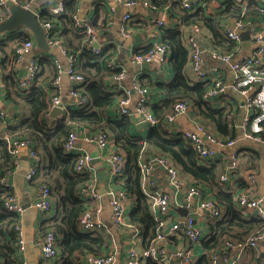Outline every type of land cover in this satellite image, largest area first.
<instances>
[{"label": "trees", "instance_id": "1", "mask_svg": "<svg viewBox=\"0 0 264 264\" xmlns=\"http://www.w3.org/2000/svg\"><path fill=\"white\" fill-rule=\"evenodd\" d=\"M181 1L149 0L154 8L168 4L172 17L176 16L175 25L161 27V43L168 51L167 61L173 68L175 76L169 82L155 84L165 93L166 97L161 105L151 108L157 122L146 127L142 134L134 132L135 126L129 116L116 115L115 118H111L106 115L107 107L115 103L117 95L107 89L105 75L110 78L119 71L107 64L110 55L104 49L97 55L90 51L87 47L88 36L85 33L78 36L79 38L86 36V38L76 48L66 45L63 39L62 42L68 54L84 59L83 66L79 67L77 61L76 66L77 71L87 79L82 89L87 104L82 107H70L61 116H53L50 114V100L47 92L43 88L34 87L25 94L27 113L13 117L14 123L7 127V138H27L32 142V147L38 157L37 172L32 183L40 177L42 180L36 181L35 184L47 185L55 203V215L43 221L39 230L50 229L57 237V259L50 264H82L81 259L84 255H106L111 249L112 235L106 226L93 232H82L78 227L79 215L85 208V201L78 195V189L90 178V173L75 171L77 154L65 153L63 141L71 129L79 127L92 132L107 130L114 140V146L126 155L125 169L115 181L123 188L132 203L127 213V220L140 231L138 249L148 248L152 243L157 242L156 238L162 232V229L157 227L151 199L142 189L140 163L152 157L167 159L172 166L177 168L180 177L185 182L199 185L203 189L217 190L214 197L221 206V216L219 218L205 217L203 225L205 237L200 241V253H197L189 264H211L212 253L219 251L227 239L242 240L263 228L264 223L261 218L251 213H242L237 206L235 194L222 188V184L218 181L217 160L201 159L189 140L180 133L173 134L168 131L170 122L167 120L173 104L178 100H185L190 104L192 115L214 135L215 140L227 142L236 140L240 136V127L237 124L240 109L234 94L225 92L211 100L205 99L204 93L210 81L194 80L185 72V67L189 64L186 40L191 34L189 28L199 25L211 32L214 48L237 52L234 50V41L226 37L220 23L231 16L244 19V14L263 16V13L256 0H250L245 9L234 3H228L223 13L215 17L207 13L208 0H196L189 7L181 5ZM64 5L63 13L51 15L44 12L39 19L41 21L52 20L53 30L62 29V27L63 30L67 29L68 24H72V16L76 11L71 1ZM6 14L1 15L0 13V18L5 17ZM76 29L83 33L81 27ZM14 36L18 38L17 44L30 37L26 32L21 31L11 32L9 37ZM258 70L264 78V64ZM15 82L17 85V79ZM123 97L125 96L120 97L119 100ZM249 142L251 146L246 150L254 154L260 162L261 154L264 153V145L254 141ZM251 163L248 161V166ZM248 166H246L247 169L259 172V167ZM12 167L13 159L8 151L7 141L1 139L0 175ZM238 179H240L242 188L245 189L244 179L242 177ZM6 192L0 185V261L2 260V264H19L15 246H13L16 240L15 226L18 224L19 217L4 210L2 195ZM11 193L14 192H8V194ZM165 218L172 222L170 212L165 215ZM174 239L175 235L171 234L165 236L163 240L168 246ZM143 264L160 263L147 258ZM244 264L250 263L245 262Z\"/></svg>", "mask_w": 264, "mask_h": 264}, {"label": "built area", "instance_id": "2", "mask_svg": "<svg viewBox=\"0 0 264 264\" xmlns=\"http://www.w3.org/2000/svg\"><path fill=\"white\" fill-rule=\"evenodd\" d=\"M7 1L20 5V0H0V10L8 14ZM47 0H28L24 7L34 10L40 16V11H36L34 7H38L41 3ZM121 3L126 9L135 7L139 4L144 6H152L149 0H116ZM196 0H182L181 5L189 7ZM218 0H208V4H213ZM250 0H222L220 6L225 7L228 3L239 4L242 9H245ZM260 6L259 9L264 16V0H256ZM37 9V8H36ZM51 15L60 14L65 11L64 1H59L55 5L47 7ZM195 10V9H194ZM39 12V13H38ZM6 14V16H7ZM5 16V17H6ZM218 16V15H215ZM3 17V18H5ZM1 18V19H3ZM72 27H81V31L85 33L87 38V47L94 54H100L103 46L94 44L96 42V33L88 24L82 23L77 13H74ZM131 18L130 12H126L122 16L120 23V31L127 35L128 25ZM0 19V20H1ZM40 20V19H39ZM42 27L46 30V40L51 46L58 48L63 55L66 56L68 65L64 67L59 61L54 60L55 75L49 85L52 90L47 93L50 100V109L59 107L62 113L70 107H82L87 104L86 96L82 89L86 84L87 79L77 71L76 61L77 55L68 54L62 42V38L58 29L53 30L54 23L52 20H40ZM157 26H167L164 20L157 21ZM222 31L226 37L235 43L234 50L223 51L217 48H210V57L214 61H220L228 64L232 71V81L228 85L219 77H211L209 71L204 67L203 51L199 45V25H193L191 34L188 35L186 43L189 52V69L191 76L195 80L210 81L207 87L204 98L211 100L225 92L234 93L244 97L243 107L245 114L240 125L241 133L247 141H254L264 145V78L260 75L258 68L264 64V28L258 29L251 27L248 37L255 43V47L245 55H238L244 40L242 39V30L246 28L247 22L241 17H231L223 19L220 23ZM34 41L32 36L20 42L14 47L15 64L25 62V72L17 79L18 90L24 94L31 91L36 86V78L39 72L38 56L33 53ZM1 59V53H0ZM131 61L136 64L152 63L157 60L159 63H164L168 59V51L161 42L153 44L145 51H135L130 57ZM111 68L115 65L108 60L107 63ZM215 65L211 68L215 69ZM65 72L73 83L69 90L70 103L65 104L61 100L58 93V84L60 75ZM126 77L124 68L120 69L117 74L110 77L113 83V89L121 87V82ZM135 89L140 93L139 99L135 105V113L139 116L143 124L148 127L157 122L152 110L149 106L148 88L142 87L139 83H134ZM47 92V91H46ZM129 98L123 97L119 101L118 116H130L131 111L128 108ZM191 110L190 104L185 100H178L173 104L171 112L167 115L168 122H172L177 115L187 114ZM6 111L0 108V118L6 117ZM195 127L192 130L183 129L180 133L184 138L189 140L201 159H210L215 161L218 158V152L210 144L216 147H232L236 145V140L227 142L215 140L214 135L197 120ZM168 131L172 133L170 127ZM206 136V139H203ZM80 138L78 128L71 129L63 141V151L65 153H76V145ZM7 141L8 151L13 159V167L7 169L0 175V185L7 192L2 195V206L8 213H13L19 217L24 208L19 203L15 193L8 194L13 191V185L8 179V175L13 173L17 168L16 156L21 149H26L28 154V169L25 174V181L32 182L37 172L38 157L32 147V142L27 138H4ZM83 139L89 143L96 145L100 150L101 162L105 165L109 177L106 181L105 196L107 197L110 207V218L113 226L118 231H128L130 236V244L126 250L124 264H143L144 260L149 258L158 261L160 264H189L196 255L193 251L195 247H199L200 241L205 237V230L202 224L197 222L198 213H202L205 217L219 218L221 216V206L214 197L207 195L205 189L199 185H193L185 182L179 175L177 168L172 166L167 159L163 157H152L147 161L140 163L142 173V189L144 193L151 199V206L154 213L157 227L162 229V232L157 236V242L145 249H138L137 243L140 240V231L134 227L127 219V202L129 201L123 188L114 186L115 179L122 175L126 165V155L123 151L114 146V140L107 130H98L94 133H84ZM230 163L228 167L231 170L240 172L241 177L245 181V189L240 193L235 194V199L238 208L242 213H251L261 218L264 223V194H257V179L258 172L256 170L241 171L242 154L239 148L231 152ZM159 166L164 173L166 183L173 190V195L181 196L183 205L188 207L187 215L183 220L177 219L169 222L165 215L171 207L172 194L166 188L157 187L155 180L152 177V170L155 166ZM91 157L86 152L77 154L75 163V171L88 172L90 178L83 183L78 189V195L85 201V208L78 218V227L82 232H93L101 230L105 225L99 219L101 206V193L98 190L97 178L93 175L91 167ZM229 177L226 174L219 176L220 183H226ZM31 206L41 210L44 213H50L53 210V199L50 194V189L47 185H37L35 189V198ZM48 219H50L48 217ZM47 219V220H48ZM46 221V219H45ZM16 240L15 245L20 251L25 244V235L20 227V220L15 226ZM176 230H181L187 237L192 248L185 249L178 247L173 251L164 243V238L167 235L175 233ZM35 244L41 250V259L44 263H52L57 259V237L55 232L47 229L39 231L34 238ZM260 242L264 243V225L261 230L247 236L242 240L227 239L221 246L220 250H216L211 255V264H238L241 256L249 249L256 248ZM115 260V254L112 249L106 255H89L86 254L81 259L82 264H112ZM0 264L1 261H0ZM21 264H26L22 261ZM256 264V263H255ZM264 264V262H263Z\"/></svg>", "mask_w": 264, "mask_h": 264}, {"label": "crops", "instance_id": "3", "mask_svg": "<svg viewBox=\"0 0 264 264\" xmlns=\"http://www.w3.org/2000/svg\"><path fill=\"white\" fill-rule=\"evenodd\" d=\"M20 1L21 4L24 5L28 0ZM59 1H64V3H67L69 1L72 2L76 11L75 13H77L79 20L84 24H88L94 29L96 33V42L94 44L102 45L104 47V51H106V53H109V59H111V61L115 65L113 69L119 71L120 69L124 68L126 71V77L121 82V87L116 90L113 89V83L111 82L109 76L105 75V83L107 81V89L116 93L117 95V100L115 101V103L107 107L105 111L106 115L111 118H115L116 115L118 116L117 111L120 101L119 98L122 96L128 97V108L131 111L129 119L134 123V132H136V134H142L146 129V126L144 124L140 125L141 120L135 113V105L139 99L140 93L135 89L134 83H139L148 88V102L150 108H152L154 106L161 105L166 97L165 93L160 90L155 84L171 81L175 76V72L168 61L159 63L157 60H155L151 63L150 68L141 69L140 65L131 61L130 57L135 51L145 50L150 45L152 46L155 43L161 42L162 29L160 26H157V21L164 20L167 26H172L176 24V16L172 17L171 8L168 6V4H165L160 8H154L152 6H144L142 4H139L135 7H131L130 9H126L121 3L117 2L116 0H47L36 7L37 9L35 7L34 9L36 11H40V15L44 12L49 13L47 7L57 4ZM221 2L222 0H218L213 4H208L206 6L207 13L214 17L215 15H221L226 7H221ZM126 12H130L131 18L128 25L129 32L127 33V35H124L120 31V23L122 20V16ZM0 13L1 15L4 14L2 11H0ZM37 15L39 16V14ZM244 21L247 22L246 28L242 30V36L245 40L238 55H245L255 47V43L248 37L249 29L251 27H257L258 29L264 28V17L261 14L250 16L244 14ZM192 28L193 26L190 27L189 30L191 31ZM15 31L26 32L29 36H31L26 29L20 28ZM58 32L66 45L68 44L73 48L80 46L86 38V36H84V38H79L78 36L84 33H81L80 30L78 31V29L73 28L70 24H68L67 29L64 28L63 30V27L62 29L58 28ZM10 34L11 32H4L0 34V108H3L7 114L6 117L0 118V140L7 137V127L11 123H14L13 117L16 118L17 116H19V114H25L28 111L26 107L27 105L25 104V94L18 90L15 82L16 79L24 74L25 62L17 64L14 63L13 47L17 44L18 38L15 37L16 35L11 38L9 37ZM212 43L213 39L209 29L200 27L199 45L201 50L203 51L204 67L207 71H209L211 77H219L229 85L232 81V71L228 64L220 61L216 62L210 57L209 51L210 48H213ZM32 51L38 56L39 61V72L37 74V83L35 87L43 88L49 94L52 92L49 85L55 75V65L53 61L57 60L64 67H66L68 65L67 58L61 53L58 48H55V51L51 53L48 51H41L34 45ZM77 62L79 64V67H81L83 66L84 59L77 58ZM213 65L216 66L215 69L211 68ZM185 72L189 75H192L189 69V64L188 67H185ZM72 85L73 83L70 81L67 74L65 72H62L58 84V93L61 97V100L65 104L70 103L69 90ZM234 97L239 103L238 107L240 111L237 119V124L240 127L242 118L245 114V107H243L242 103V101L244 102V97L236 94H234ZM191 111L192 110H190L187 114L177 115L169 124L168 127L171 128L173 134L183 129H194L197 118L192 115ZM61 115L62 113L55 116ZM239 130L240 136L238 137L236 145L232 147L219 148L213 144H210L219 153L217 158V167L219 169L218 176L226 174L229 177V180L226 183H221V186L224 190L230 191L234 194L240 193L243 189L242 184L239 181L240 179H238L241 177L240 172H234V170H231L228 167L230 163L229 156L231 152L239 148L242 154L241 171L249 170L246 168V166H248V161L252 162L251 165L259 167L256 189L257 194H264V153L261 154V160L259 162L255 158L254 154L246 150L249 146H251V143L243 137L241 128H239ZM78 131L80 138L76 145V153L79 154L81 152H86L91 157V160L92 155L94 154L95 156L97 155V158H99L101 161V158L99 156L100 150L96 147V145L89 143L83 139L84 133L89 134L96 131L92 132L82 127H79ZM16 159L17 168L13 173H10L8 175V179L13 185V192L15 193L19 203H21L22 206L24 205V210L19 215V220L20 227L25 235V244L22 250L19 251L15 245V242L13 243V246H15L17 259L20 263L22 261H25L26 264H49L42 261L41 250L35 244L34 238L37 236L40 230V226L43 224V221H45V219L47 220L48 217L51 218L55 215V203L53 201V210L50 213H44L41 210L36 209L35 207L33 208V206H31V203L35 198V189L37 186L35 182H38L42 179L38 177L37 179H35V181H33V183H27L25 181V175L21 174L24 169L28 168V154L26 149L19 150ZM251 165H249L248 167H250ZM91 167L93 168V166ZM104 169L106 171L105 165ZM92 172L93 175L97 178V172L94 168L92 169ZM151 175L159 189L166 188L172 194L171 207L169 210L172 219L170 220L175 221L177 219H181V217L183 216L181 212L183 211V209L188 208H185V206L183 205L181 196L177 195L176 197H174L173 190L168 187L163 170L158 165L155 166V168L152 170ZM108 177L109 175L107 174V178ZM106 181L103 184L97 182V185L99 184V191L102 186L106 188ZM114 186L117 188H121V186L116 181L114 182ZM205 191L207 192L208 196L214 197L217 190L205 188ZM101 195V200L99 201L101 211L98 217L106 226V228H108L110 234L112 235L110 239V248L115 254V260L112 264H124L125 254L127 253L126 250L130 244V236L128 231L121 232L113 226L110 218L111 211L108 205L107 197L105 196V193ZM131 205L132 203L129 200L127 202V213L129 212ZM197 222L204 225L205 215H203L202 213H198ZM27 227L30 228V232L27 231ZM172 235H175V239L170 244H168L170 251H173L178 247L192 248V246L188 243V239L183 231L180 230L179 232H175ZM199 249V247H195L193 249L194 253H200ZM245 262H248L250 264H263V242H260L256 248L250 249L243 253L238 264H244Z\"/></svg>", "mask_w": 264, "mask_h": 264}, {"label": "water", "instance_id": "4", "mask_svg": "<svg viewBox=\"0 0 264 264\" xmlns=\"http://www.w3.org/2000/svg\"><path fill=\"white\" fill-rule=\"evenodd\" d=\"M6 4L8 6V14L5 18L0 20V34L4 32H13L20 28L26 29L32 36L35 47H37L41 51H48L53 53L55 51V48L48 44L45 37L46 30L44 27H42L39 16L35 13V11L11 1H7ZM242 39L245 40L243 36ZM138 65H140L141 69H147L151 67V63H141ZM61 113L62 110L59 107H53L50 110V114L53 116ZM140 125H143L142 121L140 122ZM203 139H206V136H203ZM91 164L97 172L98 182L103 184L107 180V172L104 169L103 163L99 158H97V155H92ZM27 169L28 168L24 169L21 174L25 175L27 173ZM99 192L101 194H104L105 187L102 186ZM181 213L183 214L181 220H183L187 215V209H183ZM187 248L189 247H186L185 249Z\"/></svg>", "mask_w": 264, "mask_h": 264}, {"label": "rangeland", "instance_id": "5", "mask_svg": "<svg viewBox=\"0 0 264 264\" xmlns=\"http://www.w3.org/2000/svg\"><path fill=\"white\" fill-rule=\"evenodd\" d=\"M33 208H34V207H33ZM185 208H186V207H185ZM186 209H187V212H188V208H186ZM27 229H28L27 231L30 232V228L27 227ZM29 237H30V236H29Z\"/></svg>", "mask_w": 264, "mask_h": 264}]
</instances>
